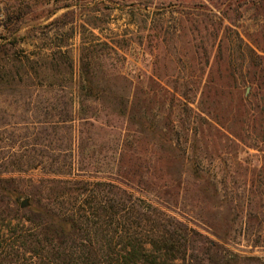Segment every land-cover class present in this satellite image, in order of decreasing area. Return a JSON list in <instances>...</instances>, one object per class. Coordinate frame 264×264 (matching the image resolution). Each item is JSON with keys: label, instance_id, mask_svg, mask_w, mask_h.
<instances>
[{"label": "rangeland", "instance_id": "374dc122", "mask_svg": "<svg viewBox=\"0 0 264 264\" xmlns=\"http://www.w3.org/2000/svg\"><path fill=\"white\" fill-rule=\"evenodd\" d=\"M220 1L0 0V179L44 201L64 180H119L242 264H264V62L246 48L264 55V7ZM86 79L96 118L39 134L44 110ZM13 160L34 165L4 171Z\"/></svg>", "mask_w": 264, "mask_h": 264}, {"label": "trees", "instance_id": "16d2710c", "mask_svg": "<svg viewBox=\"0 0 264 264\" xmlns=\"http://www.w3.org/2000/svg\"><path fill=\"white\" fill-rule=\"evenodd\" d=\"M224 1H220V5ZM234 2L238 7L248 3L253 7L260 4L264 7V1ZM232 7V3L227 4V10ZM2 48L0 46V54L3 53ZM246 48L250 52L251 63L261 66L264 55L249 44ZM208 75L210 78L211 70ZM210 82L207 79L203 85V97ZM0 85L4 86L1 82ZM94 90L93 82L86 79L77 85V91L81 92L77 98L70 96L61 102H52L50 108L53 113L47 119L49 111L44 110L45 117L39 121L42 125L39 134L46 133L49 128H60V125L69 130L75 119L84 122L89 118L95 119L96 113L88 115L84 109ZM260 99L264 102V93ZM60 104L62 109L54 113ZM119 104L127 107L125 100ZM211 110L201 108L207 116L212 114ZM157 132L161 139V128ZM128 141L129 135L125 133L121 150L128 147ZM67 149L58 148L56 151L58 155L65 156ZM187 162L193 172H202L206 168L202 160L193 155L187 157ZM2 165L8 172L22 171L34 163L13 160ZM61 172L60 169L52 171L53 174ZM7 182V179H0V264H242L239 256L227 253L222 242L165 213L152 202L135 196L118 182L60 181L70 187L47 197L46 201L36 191L31 192L28 198V194L6 185ZM25 196L28 204L22 208L21 199ZM216 237L221 241L224 239Z\"/></svg>", "mask_w": 264, "mask_h": 264}, {"label": "water", "instance_id": "95a60500", "mask_svg": "<svg viewBox=\"0 0 264 264\" xmlns=\"http://www.w3.org/2000/svg\"><path fill=\"white\" fill-rule=\"evenodd\" d=\"M27 204H28V200H27V199H24V200H22V202H21V207L24 208V207L27 206Z\"/></svg>", "mask_w": 264, "mask_h": 264}]
</instances>
